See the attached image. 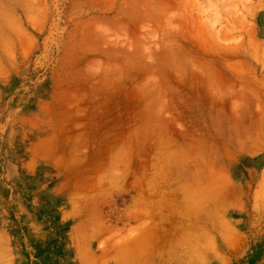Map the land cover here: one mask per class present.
<instances>
[{
	"label": "rangeland",
	"instance_id": "1",
	"mask_svg": "<svg viewBox=\"0 0 264 264\" xmlns=\"http://www.w3.org/2000/svg\"><path fill=\"white\" fill-rule=\"evenodd\" d=\"M132 106L250 201L209 209L199 175L133 217ZM0 264H264V0H0Z\"/></svg>",
	"mask_w": 264,
	"mask_h": 264
},
{
	"label": "crops",
	"instance_id": "2",
	"mask_svg": "<svg viewBox=\"0 0 264 264\" xmlns=\"http://www.w3.org/2000/svg\"><path fill=\"white\" fill-rule=\"evenodd\" d=\"M129 110L130 123L125 127L130 132V139L128 147L123 149L130 151L131 161L129 169L116 170L114 186L121 192L127 188L131 190L128 203L133 217L148 215L147 205L160 204L169 182L178 185L184 181V186H193L199 175L201 189L210 196L203 199L209 209L214 203L229 212L235 210L236 200L242 205L250 201L245 198L242 187L235 193L234 165L227 162L222 171L216 165L212 167L211 143L196 135L200 129L195 130V126L186 123L185 119L166 112L165 107L166 113L155 111V117L148 115L145 120L140 119L138 106ZM126 177L130 178L128 185L123 182Z\"/></svg>",
	"mask_w": 264,
	"mask_h": 264
}]
</instances>
